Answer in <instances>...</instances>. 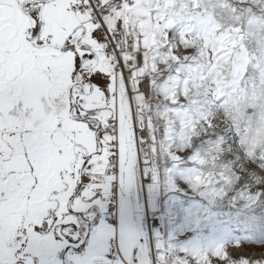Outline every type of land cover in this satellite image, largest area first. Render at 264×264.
Instances as JSON below:
<instances>
[{
	"label": "snow or ice",
	"instance_id": "obj_1",
	"mask_svg": "<svg viewBox=\"0 0 264 264\" xmlns=\"http://www.w3.org/2000/svg\"><path fill=\"white\" fill-rule=\"evenodd\" d=\"M0 264H264V0H0Z\"/></svg>",
	"mask_w": 264,
	"mask_h": 264
}]
</instances>
